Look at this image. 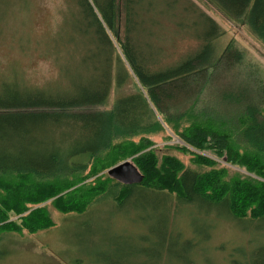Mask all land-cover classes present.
I'll use <instances>...</instances> for the list:
<instances>
[{
	"label": "trees",
	"instance_id": "16d2710c",
	"mask_svg": "<svg viewBox=\"0 0 264 264\" xmlns=\"http://www.w3.org/2000/svg\"><path fill=\"white\" fill-rule=\"evenodd\" d=\"M188 1L71 0L75 12L67 16L65 27L72 31L71 48L64 50L67 57L63 60L59 53L56 57L61 73L58 79L65 88H34L16 78L0 82V224H6L10 213L25 212L29 205L52 196L28 199L26 193L19 197L20 189H8L10 185H23L26 177L36 181L28 187L77 183L93 160L112 147L115 157L122 160L136 157L143 181L127 186L114 180L100 200L84 212H76L79 218L100 201L110 199L122 206L142 193L148 196L146 201L157 205L154 211L164 208L175 214L184 205L197 204L233 223L263 229L264 182L231 185L214 169L199 173L173 156L159 159L145 138L160 130L153 112L156 109L182 145L200 152L214 151L228 164L244 167L264 181V97L246 99L245 114L236 117L245 122L243 129L240 125L236 130L221 115L198 108L201 98L216 89L213 79L217 75L223 78L246 66L251 73L258 71L262 81L263 70L246 64L244 51L233 41L220 49V26ZM209 1L232 20L245 17L251 33L264 44V0ZM167 30L174 33L166 36ZM176 36L195 39L197 47L171 60L165 47L172 45ZM130 76L140 88L135 84L134 91L116 97L111 110H99L106 105L113 85L123 90ZM182 97H192L193 103L172 115L167 106ZM246 128L253 147L258 146L252 152L237 140ZM139 136L138 145L131 143ZM196 162L214 166L206 156H197ZM35 217L34 212L23 217L27 230L33 229ZM14 226L10 223L2 229Z\"/></svg>",
	"mask_w": 264,
	"mask_h": 264
},
{
	"label": "rangeland",
	"instance_id": "374dc122",
	"mask_svg": "<svg viewBox=\"0 0 264 264\" xmlns=\"http://www.w3.org/2000/svg\"><path fill=\"white\" fill-rule=\"evenodd\" d=\"M190 1L220 26L222 37L217 40L220 49L233 41L244 51L246 64L261 68L264 73V44L251 33L245 17L232 20L209 0ZM71 12H75L71 0H0V82L16 78L34 88H65L61 85L64 82L58 79L61 73L56 57L59 53L63 60L67 57L64 50L71 48L69 33L72 31L70 27L65 28ZM173 33L167 30L166 36ZM173 41L165 47L166 56L171 60L197 47L195 39L181 40L176 36ZM114 42L124 62L121 49ZM251 71L243 66L228 76L222 75L223 78L214 77L216 89L201 98L198 108L221 115L236 130L240 125L245 128V122L236 117L245 114L246 99L264 97V80H260L258 71ZM135 84L140 88L132 76L128 77L123 90H117L114 84L106 105L98 109L111 110L116 97L134 91ZM191 102L192 97H182L167 108L176 115ZM153 112L160 130L145 138L153 144L150 150H154L159 159L173 156L185 168L199 173L214 169L222 174L224 183L231 185L264 182L246 168L228 164L224 156L214 151L200 152L184 144L183 147L165 117L156 109ZM251 139L247 128L237 138L249 152L258 147H253ZM140 140L139 136L131 143L138 145ZM115 156L112 147L100 153L80 176L83 180L70 185L49 187L57 183L49 182L28 187L27 184L35 180L27 177L23 178V185H10L8 189H20L19 197L26 193L28 199L52 196L29 205L25 212L10 213L6 224H0V232L3 231L0 233V264H264V227L257 230L241 226L217 216L215 211H203L197 204L184 205L179 213L168 214L164 208L154 211L157 205L150 204L146 201L148 196L141 193L122 206L110 199L100 201L79 218L76 212H84L116 183L108 176L109 169L126 161L136 166L135 156L123 160ZM197 156L208 157L214 161V166L199 165ZM2 191L0 189L1 195ZM31 212L36 213L35 224L33 229L27 230L23 217ZM10 223L15 226L9 227L10 230L2 229Z\"/></svg>",
	"mask_w": 264,
	"mask_h": 264
},
{
	"label": "water",
	"instance_id": "95a60500",
	"mask_svg": "<svg viewBox=\"0 0 264 264\" xmlns=\"http://www.w3.org/2000/svg\"><path fill=\"white\" fill-rule=\"evenodd\" d=\"M108 176L127 186L137 185L143 181V175L141 172L129 161L123 162L109 169Z\"/></svg>",
	"mask_w": 264,
	"mask_h": 264
}]
</instances>
